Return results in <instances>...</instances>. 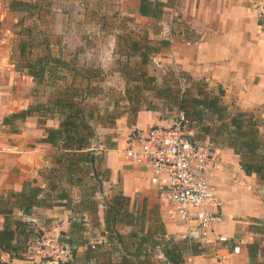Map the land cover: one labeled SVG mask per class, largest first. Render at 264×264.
<instances>
[{
    "label": "crops",
    "instance_id": "obj_1",
    "mask_svg": "<svg viewBox=\"0 0 264 264\" xmlns=\"http://www.w3.org/2000/svg\"><path fill=\"white\" fill-rule=\"evenodd\" d=\"M13 1L0 0V206L7 201L4 200L8 192L24 191L28 185L39 186L42 191L28 213L17 204L19 198H10V224L14 227L15 219L25 222V229L32 233L27 242L37 235L67 238L69 233H75L70 227L74 220L70 216L72 207L68 204L72 199L81 204L89 197L98 199L95 198L97 192L89 189L91 193L84 200L81 194H67L66 188L57 184L62 182L59 178L53 183L52 179L44 177L46 170L59 165L52 154L56 148L40 141L45 131L36 116L3 122L4 117L27 108L30 103L26 90L31 86V79L7 62L10 52L6 45L9 41L7 27L19 17V11L9 8ZM20 1H34L41 8L44 6L39 4L40 0ZM53 1L50 5L58 7L55 1L60 0ZM159 1L164 5L162 15L157 19L138 13L139 0H126V3L132 9L130 15L137 20L155 19L160 23L158 33L150 38L168 44L156 54L164 64L174 62L178 65L186 83L182 96L186 99L188 112L200 111L193 106L192 98L213 96L222 89L220 104L226 108L224 120L237 111L250 115L257 112L263 119L262 127H259L263 135L264 0ZM172 118L173 115L147 108L137 110L132 123L127 124V115L119 117V136L102 154L106 175L101 187H110L109 196L100 191L96 218H92L89 207L84 205L81 210L84 221L78 240L84 238L86 241L74 245V256L69 264H166L161 252L163 242L169 238L183 240L180 236L185 232V226L177 217L170 216L169 203L152 181L151 169L131 162L122 152L124 147L136 145L150 127L168 125ZM200 118L195 140L211 143L221 163L216 166L211 162L205 175L221 200L220 208L216 209L221 220L215 225V234L226 240L200 243L203 251L197 255L184 253V264H264V184L255 174L244 173L240 156L226 142H216L215 138L219 137L215 136L214 127L222 121L203 110ZM56 125L44 124L46 127ZM90 153L92 165L94 154ZM67 175L72 177L69 181H73L70 188L80 190V185L84 184L75 180L78 174L69 171ZM64 191L70 203L65 204V199L59 198ZM125 199H128L126 204L131 215L114 224L117 235L114 240L106 229L108 205L113 200ZM143 207L142 221L136 220ZM3 226L4 216L0 214V230ZM161 229L164 235H161ZM101 237L106 238V242L98 243L94 249L89 247V240ZM21 239L18 237V243ZM0 264L31 263L23 257H11L0 251Z\"/></svg>",
    "mask_w": 264,
    "mask_h": 264
},
{
    "label": "rangeland",
    "instance_id": "obj_2",
    "mask_svg": "<svg viewBox=\"0 0 264 264\" xmlns=\"http://www.w3.org/2000/svg\"><path fill=\"white\" fill-rule=\"evenodd\" d=\"M55 2L58 7L53 8L50 5L54 3L53 0H40L39 4L44 6L31 17L27 16V12L26 16L18 12L16 22L8 26L6 31L9 37L6 45L10 48L7 62L31 79V86H27L26 90L30 97L28 106L52 101L57 92L64 89L73 90L79 97L83 96L82 106L92 128L89 141L95 162L91 165L84 161H73L76 165L73 173L78 174L75 180L84 185H80V190L70 188L73 181L69 180L72 177L67 175L65 169L71 153L62 155L57 148L52 154L62 164L44 172V177L52 179L53 183L59 178L62 182L57 184L66 188L67 194H81L85 200L90 194L89 189L93 188L97 192L95 198L98 199L89 197L82 204L72 199L69 204L72 207L70 216L78 222L84 221L81 215L84 205L92 211V218H96L92 202L96 204L101 201L98 197L100 191L107 192L109 196L110 187H101L106 175L102 167V154L104 149L113 146L114 138L119 136V117L127 115V124L132 123L136 111L144 108L174 116L186 83L176 63L164 64L159 54L150 51L143 61L138 53L128 48L130 38L137 40L141 46L160 49L162 46L160 40L150 38L158 33L160 23L152 18L146 22L132 17V9L126 0ZM25 42L31 43L32 47L22 54L21 44ZM167 45L165 43L163 47ZM47 54L68 62L69 68L47 66L44 77L40 81L36 80L27 73L28 65L45 58ZM76 100L79 101L78 98ZM252 114L259 119L262 127L263 119L259 113ZM47 122L58 125V115L45 119L44 124ZM262 136L264 139V134ZM215 140L217 143L225 142L223 136ZM59 239L67 242L65 237Z\"/></svg>",
    "mask_w": 264,
    "mask_h": 264
},
{
    "label": "trees",
    "instance_id": "obj_3",
    "mask_svg": "<svg viewBox=\"0 0 264 264\" xmlns=\"http://www.w3.org/2000/svg\"><path fill=\"white\" fill-rule=\"evenodd\" d=\"M163 3L159 0H139L138 13L142 16L160 18L162 15ZM10 9L20 11L31 17L36 14L41 7L33 2H23L20 0H14L10 6ZM161 46L166 42L160 41ZM128 47L134 53H138V56L145 61L148 52L157 53L160 48H151L149 46H141L135 39L128 41ZM31 43L21 44V53L25 50L31 49ZM144 48V49H142ZM142 51L140 52V50ZM46 58V59H45ZM45 58L38 59L34 64L28 65L27 73L36 80H41L46 71L45 67H64L69 68L68 62H63L59 58L51 57L49 54ZM181 74V73H180ZM223 90L220 89L218 94L213 96H200L191 99L193 106L198 107L199 110L208 111L216 115L217 120L222 121L220 124L214 127L215 136H223V140L227 146L232 148L236 154L240 156V166L245 174H255L260 181L264 184V139L260 133L259 119L254 118L250 113L237 111L230 116L227 120H224L226 108L220 104V97L223 95ZM79 99L77 101L76 99ZM83 96H78L73 90H61L57 92L52 101L38 102L28 106L27 108L18 112H13L10 115L3 118V122L7 123L12 120L24 119L27 116H36L37 122L44 128L45 136L40 139L41 142L48 143L52 147L60 150V153H71L70 159L66 166L67 173L76 171V165L73 164L74 159L78 161H84L91 163L90 157V141L89 137L92 135V128L90 127L87 116L84 112L82 104ZM131 100V98H129ZM185 97L180 96L177 108L183 109L188 115L198 119L200 123L201 112H188L187 105L185 104ZM184 101V103H183ZM150 109V108H147ZM139 110V109H138ZM50 113V115L48 114ZM58 115V125L56 127L44 126V120ZM42 119V120H40ZM226 119V118H225ZM58 158V157H57ZM56 158L57 164H62V161ZM54 186V185H53ZM51 186V187H53ZM55 187V186H54ZM42 191L39 186L28 185L24 191L21 192H8L4 201V206H0V214L4 216V226L0 230V251L8 252L11 257L21 258L22 252L25 250V245L28 237L32 234L29 230L25 229V222L22 220H14V227L10 224V217L12 215V206L10 198H19L16 203L22 207L24 213H28L32 205L37 201V195ZM91 193V192H90ZM60 199H65V204L70 203L66 192L60 194ZM2 197L0 196V203ZM127 200V201H126ZM125 201L113 200L108 206L109 209L106 215V229L108 236L111 239L117 240L114 224L122 222L125 218H128L131 213L128 211V207ZM69 205V204H68ZM94 206V212L96 211V204L92 202ZM3 207V208H1ZM144 207L139 212V217L135 219H143ZM83 221H71L70 227L75 230L74 234L69 233L67 242L73 247L74 245L84 243L86 240H78L79 232L82 230ZM165 233L161 229V235ZM76 236V238H75ZM18 237H22L21 242L18 243ZM113 237V238H112ZM203 251L200 243L189 242L183 240H173L172 238L166 239L161 247V252L165 257L166 264H184V253L188 252L191 255H197ZM91 264L86 262L85 264ZM69 264V262L65 263Z\"/></svg>",
    "mask_w": 264,
    "mask_h": 264
},
{
    "label": "built area",
    "instance_id": "obj_4",
    "mask_svg": "<svg viewBox=\"0 0 264 264\" xmlns=\"http://www.w3.org/2000/svg\"><path fill=\"white\" fill-rule=\"evenodd\" d=\"M198 127L197 118L178 109L168 125L150 127L136 145L122 152L131 162L151 169L152 181L169 203L170 216L185 226L180 238L193 243L223 241L226 237L215 234L221 200L205 175L211 162L221 163L211 143L195 140ZM101 242L106 238L91 239L88 245L94 249ZM21 255L31 264H65L73 259V247L56 236L37 235Z\"/></svg>",
    "mask_w": 264,
    "mask_h": 264
}]
</instances>
